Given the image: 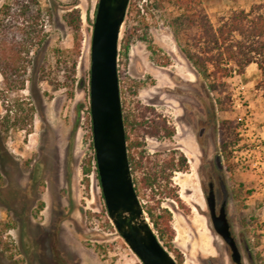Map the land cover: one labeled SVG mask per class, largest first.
Masks as SVG:
<instances>
[{
  "label": "rangeland",
  "instance_id": "rangeland-1",
  "mask_svg": "<svg viewBox=\"0 0 264 264\" xmlns=\"http://www.w3.org/2000/svg\"><path fill=\"white\" fill-rule=\"evenodd\" d=\"M258 1L222 4L247 8ZM34 2L29 18L37 21L30 26L15 6L0 11V222L9 226L0 264H141L107 216L91 161L90 40L98 0ZM207 12L211 16L215 9ZM168 14L147 0H129L118 43L123 112L143 115L150 108L176 128L173 140H148V163L181 148L173 151L170 185L144 184L134 167L137 151L131 152L146 220L176 263L234 264L206 205L212 184L218 209L222 180L241 264H264V102L256 89L258 74L250 69L227 79L222 93L210 91L180 52ZM72 19L79 20L76 31ZM215 155L221 157L220 171Z\"/></svg>",
  "mask_w": 264,
  "mask_h": 264
},
{
  "label": "water",
  "instance_id": "water-1",
  "mask_svg": "<svg viewBox=\"0 0 264 264\" xmlns=\"http://www.w3.org/2000/svg\"><path fill=\"white\" fill-rule=\"evenodd\" d=\"M129 0H98L90 40L89 115L97 177L107 216L141 264H177L160 244L138 199L127 157L117 70L118 43ZM221 170L220 155L214 156ZM222 202L216 214L210 186L206 205L214 231L228 246L231 260L241 256L227 219L228 192L219 181Z\"/></svg>",
  "mask_w": 264,
  "mask_h": 264
},
{
  "label": "trees",
  "instance_id": "trees-1",
  "mask_svg": "<svg viewBox=\"0 0 264 264\" xmlns=\"http://www.w3.org/2000/svg\"><path fill=\"white\" fill-rule=\"evenodd\" d=\"M147 1L154 9L169 11L166 21L180 52L210 91L222 93L227 79L254 69L258 74L256 89L262 93L264 102V0L253 2L247 8L223 7L224 1L237 3L238 0ZM33 4L34 0H6L0 11L8 13L13 5L30 26L37 21V18H29ZM208 9H215V12L210 16ZM69 23L74 31L79 28L78 19ZM1 25L8 26L5 22ZM220 102L218 99L217 103ZM225 148L223 144L222 149ZM91 161L97 174L94 155ZM153 225L156 227L157 224L153 222ZM8 229L7 224L0 222V259L8 251L4 238Z\"/></svg>",
  "mask_w": 264,
  "mask_h": 264
},
{
  "label": "flooded vegetation",
  "instance_id": "flooded-vegetation-1",
  "mask_svg": "<svg viewBox=\"0 0 264 264\" xmlns=\"http://www.w3.org/2000/svg\"><path fill=\"white\" fill-rule=\"evenodd\" d=\"M147 114H137L133 115L128 109L123 112V124L125 132V141L127 149V157L129 161L130 171L132 175V163H131V152L137 151V158L135 161L134 167L141 172L142 181L147 183L146 185H151L153 182L160 181L165 185H170L172 180V175L176 172V159L175 155L177 149L180 147H175L169 149L167 154L161 155L160 153L154 156L153 164H149V160L152 158V155H148L146 148L148 146V140H160L166 139L168 141L173 140L176 134V128L170 123L167 119H160L158 116H155V110L150 108L146 109ZM153 113V116H148L150 113ZM186 125H189L186 123ZM136 135V139L133 140V136ZM203 135V128L199 130V137ZM132 139V140H131ZM160 157H163L162 160H159ZM184 162V160H182ZM134 183V182H133ZM210 186L213 190V185L209 184L208 192ZM207 192V194H208ZM216 201V199H215ZM222 202V193L221 201ZM218 207V209H219ZM216 210V214L218 213Z\"/></svg>",
  "mask_w": 264,
  "mask_h": 264
}]
</instances>
